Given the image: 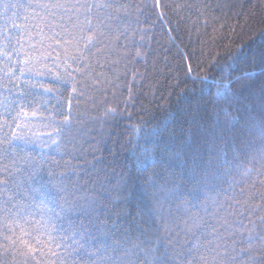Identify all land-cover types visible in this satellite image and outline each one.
<instances>
[{"label":"snow or ice","instance_id":"6c2138e0","mask_svg":"<svg viewBox=\"0 0 264 264\" xmlns=\"http://www.w3.org/2000/svg\"><path fill=\"white\" fill-rule=\"evenodd\" d=\"M141 7L0 0V264H264V27L189 63L213 87L185 84L122 141L139 70L105 104L146 61ZM244 161L232 195L207 194Z\"/></svg>","mask_w":264,"mask_h":264},{"label":"trees","instance_id":"16d2710c","mask_svg":"<svg viewBox=\"0 0 264 264\" xmlns=\"http://www.w3.org/2000/svg\"><path fill=\"white\" fill-rule=\"evenodd\" d=\"M136 2L142 5L140 21L141 26L146 30L145 47L149 49L148 55L146 61L138 60L134 68H130L122 94L118 92L114 99L109 88L105 104V106H115L119 103V107L123 108L124 97L128 95L127 81L132 80L133 70H139L141 75L136 79L142 82L133 87V92L136 94L135 107L128 108L132 118L127 119L126 113L125 119L119 121L118 130L121 132L122 141L128 138L130 131L128 125L137 123L141 116L151 124L152 120L148 114L151 113L159 118L161 109L158 106L165 98L170 103H174L179 89L185 87V84L197 89L213 87L185 81L184 71L189 63L195 67L196 63L202 60L204 62L202 67L206 66L213 56L222 55L235 45L249 41L253 32H258L264 27V0H159L158 6L156 0H136ZM221 3L232 7L224 9L215 7ZM177 5H191V7H177ZM205 5L207 7H204ZM245 16L248 18L245 19ZM13 71L17 70L13 69ZM177 83H179L178 87ZM70 91L71 86L64 90L65 112L68 111ZM102 98V93L97 96V100ZM77 102L75 99L71 100L74 106ZM141 107L145 111H141ZM105 127L107 128V124ZM98 129L97 124L91 134L95 136ZM125 147L131 145L126 144ZM126 155L121 157L125 164ZM246 166L247 161H244L240 169L224 176V182L216 191L207 194L216 196L218 192V199L232 195L233 185L229 176L232 180L240 181V184L236 185L238 189L242 186L241 172Z\"/></svg>","mask_w":264,"mask_h":264}]
</instances>
